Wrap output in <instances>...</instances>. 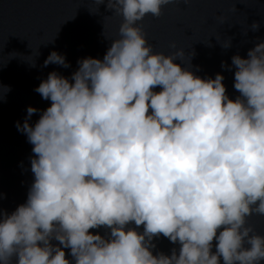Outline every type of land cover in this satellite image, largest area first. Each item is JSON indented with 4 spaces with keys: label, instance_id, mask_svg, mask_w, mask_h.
<instances>
[{
    "label": "clouds",
    "instance_id": "obj_1",
    "mask_svg": "<svg viewBox=\"0 0 264 264\" xmlns=\"http://www.w3.org/2000/svg\"><path fill=\"white\" fill-rule=\"evenodd\" d=\"M171 2L107 0L123 19L103 59L79 60L70 79L50 72L35 89L51 106L34 126L28 107L17 124L33 145L34 181L24 204L0 208V264H70L62 248L74 264L264 260V235L248 223L264 216V42L231 58L230 99L221 74L194 75L174 63L183 50L153 51L137 25ZM48 64L69 67L55 51ZM9 90L0 85V99ZM101 227L110 231H89ZM160 235L178 255H153Z\"/></svg>",
    "mask_w": 264,
    "mask_h": 264
},
{
    "label": "water",
    "instance_id": "obj_2",
    "mask_svg": "<svg viewBox=\"0 0 264 264\" xmlns=\"http://www.w3.org/2000/svg\"><path fill=\"white\" fill-rule=\"evenodd\" d=\"M122 19L107 8V0L99 6L95 0H0V85L10 89L0 99V208L5 213L26 202L34 181L30 162L33 145L17 124L23 126L28 107L38 110L28 118L34 126L43 110L51 106V101L42 99L35 89L50 72L70 79L79 60H102L112 39L119 38ZM254 21L259 24L257 31L251 30ZM137 25L153 51L169 55L183 50L185 55L174 61L182 68L203 79L221 74L227 95L235 99L239 93L233 87L231 58H247L250 49L264 42V0H172L162 7L159 17L148 14ZM228 40L231 46L222 47ZM53 51L63 55L69 67L44 66ZM248 223L264 235V216L254 214ZM128 227L136 228L134 223ZM136 230L143 232V226ZM89 231L104 236L110 230L101 227ZM51 243L62 247L58 241ZM152 243L153 255H171L172 249L179 254L180 244L163 235L154 237ZM212 243L215 252L216 241ZM62 250L74 264L70 250ZM12 264H16L15 257Z\"/></svg>",
    "mask_w": 264,
    "mask_h": 264
}]
</instances>
